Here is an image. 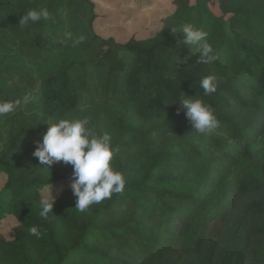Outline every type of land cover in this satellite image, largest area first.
Here are the masks:
<instances>
[{"label":"trees","instance_id":"obj_1","mask_svg":"<svg viewBox=\"0 0 264 264\" xmlns=\"http://www.w3.org/2000/svg\"><path fill=\"white\" fill-rule=\"evenodd\" d=\"M172 4L154 36L121 43L99 32L98 0H0V101H20L0 116V219L17 221L13 238L0 239V264H217L205 236L220 241L242 200L264 194V0ZM31 9L50 16L18 25ZM186 24L208 33L214 63H197L199 47L181 44ZM209 74L217 90L206 95L200 85ZM181 93L210 105L220 127L196 133L177 114ZM85 117L119 149L111 164L139 150L152 160L121 194L80 212L73 166L49 168L33 153L48 124ZM183 164L189 174L174 175ZM50 184L60 194L43 219ZM120 204L151 212L158 227L107 226ZM262 218L257 199L240 220L244 238L264 237V224L254 223Z\"/></svg>","mask_w":264,"mask_h":264},{"label":"clouds","instance_id":"obj_2","mask_svg":"<svg viewBox=\"0 0 264 264\" xmlns=\"http://www.w3.org/2000/svg\"><path fill=\"white\" fill-rule=\"evenodd\" d=\"M49 16L47 9L40 11L31 9L22 15L18 25L27 27L42 18L48 19ZM172 31L176 32L174 29ZM180 33L184 37L182 45L199 47L200 55L197 63L211 64L218 58L212 45L207 41V32L186 24L182 26ZM216 79L214 74H209L201 80L200 86L206 95L216 92ZM19 104V100L0 101V116L14 112ZM178 104L180 107L177 114L183 111L196 133L204 134L220 127L215 110L202 99L194 97L186 99L183 95V99ZM90 123L89 118L85 117L75 120L60 119L56 123L48 124L42 142H37L33 153L41 164L49 168L61 161L73 166L71 188L74 196L77 197L75 209L80 212L87 211L93 204L111 199L113 194H121L125 188L123 174L115 170L111 164L119 149L112 147L110 134H98ZM51 188L50 184L48 189L50 198L45 196L41 200L40 216L43 219H48L55 203ZM30 233L38 238L41 235L35 226L30 228Z\"/></svg>","mask_w":264,"mask_h":264},{"label":"rangeland","instance_id":"obj_3","mask_svg":"<svg viewBox=\"0 0 264 264\" xmlns=\"http://www.w3.org/2000/svg\"><path fill=\"white\" fill-rule=\"evenodd\" d=\"M99 14L101 23L98 26L99 32L107 37L114 38L118 42L126 43L133 37H151L154 36L160 29L162 19L172 15L175 12V7L172 0H98ZM152 160L149 152L139 150L130 152L127 156L120 158L117 162L112 163V167L120 171L125 179V186L130 184V179L141 169H146L149 162ZM183 166L174 170V175L186 176L188 170ZM140 169V170H139ZM139 170V171H137ZM43 191L44 196L50 198V192ZM53 198L58 197L60 190L57 187L51 188ZM263 201L264 194L258 198H246L237 207L232 219L228 221L222 231L220 241L211 239L205 236L203 248L210 250L213 248L212 255L215 263L219 264L226 259H231L230 264H264V261L259 258L261 243H264V237L249 239L243 237L244 227H240V220L244 217L245 211L253 202ZM136 211L130 206L123 204L115 207V214L112 218H105L104 223L107 226L126 222L139 221L148 228L158 227L159 222L153 218V214L149 211ZM255 224H264V218L254 220ZM17 221L13 217L0 219V239L13 238L14 227ZM253 228V227H249ZM197 234L200 230L196 231ZM173 235V234H172ZM177 237V236H175ZM174 243L176 238L173 239ZM96 247L114 253L115 246L105 242H98ZM88 264V263H86ZM97 264V263H95Z\"/></svg>","mask_w":264,"mask_h":264}]
</instances>
